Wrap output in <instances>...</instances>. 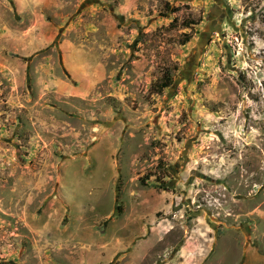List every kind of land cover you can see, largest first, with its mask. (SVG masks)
Listing matches in <instances>:
<instances>
[{
	"label": "rangeland",
	"instance_id": "obj_1",
	"mask_svg": "<svg viewBox=\"0 0 264 264\" xmlns=\"http://www.w3.org/2000/svg\"><path fill=\"white\" fill-rule=\"evenodd\" d=\"M0 264H264V0H0Z\"/></svg>",
	"mask_w": 264,
	"mask_h": 264
},
{
	"label": "trees",
	"instance_id": "obj_2",
	"mask_svg": "<svg viewBox=\"0 0 264 264\" xmlns=\"http://www.w3.org/2000/svg\"><path fill=\"white\" fill-rule=\"evenodd\" d=\"M185 41L184 42H187L189 40V36H186L185 37ZM168 84H169V80H167L166 78L164 79H161V81H158L155 85V89L158 93L162 92L163 89L167 88L168 87Z\"/></svg>",
	"mask_w": 264,
	"mask_h": 264
}]
</instances>
